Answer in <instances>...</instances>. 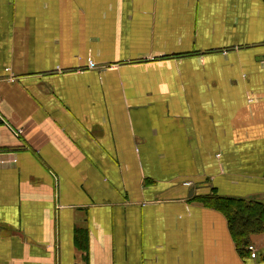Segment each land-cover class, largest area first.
<instances>
[{
	"label": "crops",
	"instance_id": "crops-1",
	"mask_svg": "<svg viewBox=\"0 0 264 264\" xmlns=\"http://www.w3.org/2000/svg\"><path fill=\"white\" fill-rule=\"evenodd\" d=\"M210 194L264 204L263 0H0V264H264Z\"/></svg>",
	"mask_w": 264,
	"mask_h": 264
},
{
	"label": "trees",
	"instance_id": "trees-1",
	"mask_svg": "<svg viewBox=\"0 0 264 264\" xmlns=\"http://www.w3.org/2000/svg\"><path fill=\"white\" fill-rule=\"evenodd\" d=\"M199 200L226 217L238 250L246 255L250 237L264 231V204L253 199L221 197L216 194L200 197Z\"/></svg>",
	"mask_w": 264,
	"mask_h": 264
},
{
	"label": "built area",
	"instance_id": "built-area-1",
	"mask_svg": "<svg viewBox=\"0 0 264 264\" xmlns=\"http://www.w3.org/2000/svg\"><path fill=\"white\" fill-rule=\"evenodd\" d=\"M93 65H94V64H93L92 62H88V66H89V67H93ZM15 132H16V131H15ZM18 134H19V131L16 132V135H18ZM250 249H252V247H250Z\"/></svg>",
	"mask_w": 264,
	"mask_h": 264
}]
</instances>
